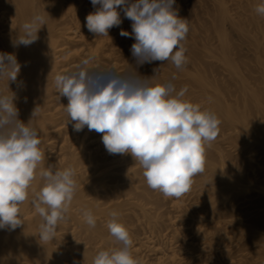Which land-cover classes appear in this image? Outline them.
Segmentation results:
<instances>
[{
    "label": "bare ground",
    "instance_id": "6f19581e",
    "mask_svg": "<svg viewBox=\"0 0 264 264\" xmlns=\"http://www.w3.org/2000/svg\"><path fill=\"white\" fill-rule=\"evenodd\" d=\"M261 2L175 0L190 29L183 41L188 63L180 70L171 61L137 63L134 36L120 35L132 33L122 6V23L99 36L86 27V16L99 7L91 0H0V53L14 54L21 65L16 81L0 78V91L15 94L25 124L39 107L33 123L45 153L41 168L71 167L77 183L67 219L45 242L31 202L44 183L37 175L20 205L24 225L0 229V264H93L99 250L119 247L106 226L113 211L139 264H264V17L255 11ZM37 13L47 16L39 39L14 46L22 24ZM89 55L101 66L154 77V84L187 86L184 99L221 121L206 147L205 172L183 197L149 188L131 154L107 152L102 133L74 130L54 78ZM84 210L95 215L94 228Z\"/></svg>",
    "mask_w": 264,
    "mask_h": 264
},
{
    "label": "clouds",
    "instance_id": "9594fccd",
    "mask_svg": "<svg viewBox=\"0 0 264 264\" xmlns=\"http://www.w3.org/2000/svg\"><path fill=\"white\" fill-rule=\"evenodd\" d=\"M97 10L86 16L87 29L108 36L109 29L122 23L121 8L132 21V55L138 64L171 61L182 70L188 63L183 41L189 33L188 20L178 15L175 0H91ZM255 11L264 17V0ZM47 25V16L37 13L22 24L14 46H28L39 39V30ZM21 65L11 53H0V78L16 81ZM128 70L104 67L94 55L83 58L74 68L58 73L54 84L68 103L64 111L79 132L102 133L109 154H131L144 170L146 183L165 197L179 199L193 185V178L205 172L206 147L219 135L221 121L215 113L184 99L187 86L179 91L171 82L154 84ZM175 77H173L174 79ZM9 89V87H8ZM9 90L0 91V229L15 230L24 225L20 205L29 197V188L39 175L43 186L35 193L32 205L42 218L39 239L52 241L59 223L67 213L77 190L75 171L51 166L41 168L45 153L41 150L40 131L32 119L23 123ZM107 222L110 235L119 247L99 250L93 264H139L132 254L133 240L116 211ZM90 228L96 226L91 210L83 211Z\"/></svg>",
    "mask_w": 264,
    "mask_h": 264
}]
</instances>
